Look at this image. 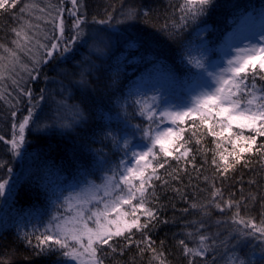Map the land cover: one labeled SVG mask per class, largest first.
Here are the masks:
<instances>
[{"label": "trees", "instance_id": "obj_1", "mask_svg": "<svg viewBox=\"0 0 264 264\" xmlns=\"http://www.w3.org/2000/svg\"><path fill=\"white\" fill-rule=\"evenodd\" d=\"M183 2L77 0L72 10L85 20L82 27L86 35L63 56L57 51L54 59L35 65L33 61L45 55L37 42L51 45L53 24L68 0H16L14 7L0 9V45L4 46L0 47V64L9 69L0 79V178L11 176L9 181L14 185L11 193L6 192L4 203L0 197V264H56L60 253L39 254L35 247L36 236L44 231L49 218L57 212L65 214L64 207H60L63 198L57 200L56 196H67L74 191L73 186L78 188L86 181L99 185L112 174L111 170L119 173L121 160L130 156L131 148L149 143L144 132L165 124L158 114L163 101L169 96L177 102L188 98V86L203 80L207 65L222 57L221 47L228 39L264 28V0H213L214 6L206 16L181 26ZM130 10H134L135 18L125 19ZM108 14L112 17L109 24L95 23L93 18L107 19ZM242 21L243 25L216 43L232 23ZM13 29L21 31L22 37L26 34L29 41L18 39ZM93 29L100 30L103 43L89 38ZM5 47L17 52L15 71H11L12 58ZM97 47L100 51L94 50ZM85 58L94 67L84 77L86 85H77L80 72L89 67L87 62L81 64ZM195 60H200L204 69L197 68ZM25 66L33 69L31 75L23 70ZM42 82L45 88L39 95ZM140 83L148 87L146 94L134 92ZM244 83L249 88L254 83L256 89H264V73L257 71L253 76L249 71ZM28 91L31 97L25 95ZM138 99H147L156 109L153 120L139 114V106L134 103ZM60 101L80 106L87 120L74 129L54 126L58 115L70 114L58 110ZM125 102L126 114L120 108ZM30 109L34 122L25 131V159L18 162L8 141ZM191 124L192 120L187 119L179 125L186 129L183 142L190 149L186 158L176 160L175 152L165 158L158 148L154 150L157 159L153 166L164 167H157L156 175L161 179L151 181L155 195L150 188L146 207L154 211L156 218L148 228L126 233L128 239L114 237L110 244L115 252L103 246L99 253L103 264H189V259L193 264H205V259L207 264H213V257L215 264H225L231 255L227 250L235 242L230 238L238 227L233 223L237 208L228 207L227 202H239L241 217L251 218L257 225L264 221V156L255 151L264 144V137H258L253 151L244 153L240 163L221 175V153L228 156L229 163H235L229 155L238 152V147L233 149L229 142L235 136H213L198 119L195 129ZM233 131L239 134L238 129ZM217 189L220 194L213 196ZM193 204L197 207L193 208ZM137 215L141 224L148 222L147 217ZM199 235L215 240L216 250L207 258L185 255L180 241L196 247Z\"/></svg>", "mask_w": 264, "mask_h": 264}, {"label": "snow or ice", "instance_id": "obj_2", "mask_svg": "<svg viewBox=\"0 0 264 264\" xmlns=\"http://www.w3.org/2000/svg\"><path fill=\"white\" fill-rule=\"evenodd\" d=\"M76 2L77 0H72L74 5ZM15 3L16 0H0V9H5L8 6L14 7ZM213 6V0H184L180 8L182 13L180 17L181 26H186L190 20L194 22L206 16ZM134 18V10H130L125 15V19ZM93 19L95 23L105 25L110 23L112 17L111 14H108L107 19ZM82 25H84V19L78 17L73 25L76 30L75 36L72 40L65 41L63 20L61 19L59 24L60 35L54 38L56 42L51 43L50 46L37 42L39 48L45 50V55L39 60H34V65L47 63L48 60L54 59V53L57 51L61 56L71 51L70 46L86 35L85 27H82ZM13 31L18 39L29 41L26 34L22 37L21 31L17 29H13ZM99 32L100 30L93 29L88 34L89 38L103 43L104 38L99 35ZM245 39L248 40V43L235 49V53L227 60L226 67L221 68L218 72L214 71L208 74L213 83L207 84L206 87H203L201 91L193 96L189 102L190 106H182L178 111L165 110L159 113L161 123L164 119H168L177 127L175 129L173 127L161 129L158 126L156 129L149 128L144 132L149 144L145 145L144 150L132 153L135 160L133 166H126L119 173L111 170L112 174L106 175L99 185L93 181H86L79 191L63 197V203L60 207H66L67 212L70 214L65 215L57 212L49 218L44 231L36 236L37 243L35 247L39 249V254L60 253L56 264H69L70 261L76 262V264H103V257L99 253L102 252L105 245L111 248L113 252L116 251V248L110 244L114 237L128 239L125 234L131 233L132 229L148 228L149 223L156 217L154 211L145 206L147 194L151 188L152 195H155L151 181L161 179L156 175L157 167H164V164L153 166V160L157 159V153L154 149L158 147L159 152L165 158L172 157L174 152L178 153L174 157L176 160L186 158L190 151V149L185 148L183 142V133L186 129L179 127V125L184 124L187 119L192 120L190 127L193 129L196 128V120L198 119L201 125L206 126L208 132L213 136L223 138L225 133H228L229 137L235 136L234 140H229L233 149L238 147V152L229 153L235 163H229L228 156L221 153L220 158L224 165L221 175H225L235 167V164L240 163L244 153L253 151L254 146L257 144V138L264 137V89H256L254 83L249 88L244 81L249 71L253 73V76L256 75L257 71L264 73V28L261 29L258 36L253 34ZM61 41L65 42L62 44ZM13 43L17 44L18 48L21 47L18 41H13ZM0 47L4 46L0 45ZM4 50L12 58L11 71H15V64L19 62L17 52L6 47ZM94 50L100 51L98 47ZM84 62H87L89 67L83 68L80 72L81 80L77 82V85H86L87 81L84 77L86 74L90 75L92 67H94L87 58L81 64ZM193 63L197 68L204 69L205 67L200 60H195ZM23 70L31 75L33 69H28L25 66ZM7 71H9L7 65L0 64V79L5 78L4 73ZM32 78L35 79V77ZM13 82L15 83V81ZM25 95L31 97V91L26 92ZM242 96H246L247 99H241ZM41 99H43V96ZM134 103L139 106L141 116H146L150 121L153 120L156 109L147 99H138ZM120 108L126 114L127 103L120 104ZM59 109H63L65 113L70 114L66 117L58 115L53 120V125L56 127L74 129L87 120L84 110L78 105L69 106L64 101H60L58 102ZM13 116H15V113H13ZM32 117L33 110L30 109L28 115L18 125V134L14 131L12 139L8 141L11 145V151L17 156L20 154V148L25 143V131L30 122H34ZM217 126L220 128L219 132L214 131ZM234 128L239 130V134L233 131ZM244 131L255 134L245 136L243 135ZM108 135L111 136V133ZM193 135H195V132H193ZM0 139H3V137H0ZM255 151L264 156V144L256 147ZM121 163L124 162L121 161ZM215 163L216 160L214 159L213 164ZM10 172L11 169H9ZM164 183H167V181H164ZM13 188L14 185L8 179L0 178V197L5 196L6 192L11 193ZM101 191L103 196L99 195ZM219 194L220 191L217 189L213 196ZM60 198L59 195L56 196L57 200H60ZM252 199L254 200L255 197L253 196ZM90 205L92 206L90 207ZM216 206L220 207L219 204ZM227 206L237 208L233 223L238 227L235 229V235L230 238L235 242L227 250L231 255L225 260V264H264V221L257 225L255 220L241 217L239 202L234 204L229 201ZM126 207L130 208L131 211H126ZM192 207L196 208L197 205L193 204ZM137 213L147 217L148 222L141 224L140 215H137ZM24 238L29 244L31 243L27 233L24 234ZM209 240H212V238L199 235L196 247L190 248L183 240L180 241V244L183 245L185 255L192 258H207L211 252L216 250L213 247L215 240H212L211 244H209ZM254 241H259V243H254ZM129 243H131L130 239ZM153 251L155 250L153 249ZM257 252H259L258 257ZM212 259L213 264H215L216 258L213 257ZM161 264H163V261H161ZM189 264H193L192 259H189ZM205 264H207L206 259Z\"/></svg>", "mask_w": 264, "mask_h": 264}, {"label": "rangeland", "instance_id": "obj_3", "mask_svg": "<svg viewBox=\"0 0 264 264\" xmlns=\"http://www.w3.org/2000/svg\"><path fill=\"white\" fill-rule=\"evenodd\" d=\"M72 3V0H68V3H67V7L68 9L64 12L66 5L63 6V7H60L61 8V12L59 14V16L56 18V21L54 22L53 24V27L55 29V34L54 36L52 37V43L53 42H56L54 40L55 37H58L60 35V32H59V24H60V20L62 19L63 20V26H64V38H65V41L67 40H72L73 37L75 36V29L73 28V25L76 21V19L78 18L73 10H72V7L74 4H71ZM64 12V15L63 17H61V14ZM85 22V20H84ZM83 26V25H82ZM67 27V28H66ZM67 32L69 33V37L67 35ZM260 33L259 30H256V31H252V32H243V33H240L236 36H233L231 37L230 39L227 40V43L225 45H223L221 47V55L222 57L218 60V59H214L212 60L206 67V71L204 72V78H203V81L200 82V83H196V84H191L188 86L187 88V93H188V98L185 97V98H182L181 101L177 102L173 97L169 96L167 97L159 111H158V114L162 111H165V110H171V111H178L180 110V108L182 106H185V105H189L190 106V100L193 96H195L199 91L202 90L203 87H206L207 84H211L213 83V81H211L210 77H209V73L211 72H218L220 71L221 68H224L227 66V60L231 58V56L235 53V49L237 47H243L244 44L248 43V40L245 39L246 37H251L253 34H256L258 36V34ZM65 41H61L60 43H64ZM42 85H43V90L41 91V93L39 95H42L43 94V91H44V88H45V83L42 82ZM134 92L136 94H146L148 92V87L146 85H143L140 83L139 86L137 87H134ZM259 94V93H258ZM165 120V124L164 125H161L159 126L161 129L165 128V127H173L174 129L177 127V125H174L171 123L170 120L168 119H164ZM157 128V127H156ZM155 128V129H156ZM17 134L18 132L15 131ZM149 143H143V144H136L134 145L132 148H131V154L128 158H125V159H122L121 161H123L124 163L122 164L121 163V171L123 170L124 167L126 166H133L135 164V160H134V157L132 156V153L133 152H140L141 150H144L145 149V145H148ZM158 148V147H157ZM23 145L22 147L20 148V154L17 156L15 155L16 157V160L18 162H21L22 159H25L23 157ZM155 150V149H154ZM131 162V163H129ZM153 163H154V160H153ZM15 164V163H14ZM18 176V174L14 177V181H15V178ZM10 177L6 178L9 180ZM103 181V180H102ZM138 183V181H137ZM83 186V185H82ZM78 187L77 186H73L72 187V190H74L73 192H77L81 189V187ZM71 192V193H73ZM69 195V194H68ZM67 195V196H68ZM103 196V195H101ZM61 198L64 197L63 194L60 195ZM6 201V196H3L1 197V203H4ZM61 203H63V200L61 201ZM95 204V202H94ZM92 205H90L91 207ZM97 206H101V205H97ZM146 206V205H145ZM127 211H131L130 208H127ZM64 213L67 215V214H70L67 212V209L66 207H64ZM69 264H76V262H69Z\"/></svg>", "mask_w": 264, "mask_h": 264}, {"label": "bare ground", "instance_id": "obj_4", "mask_svg": "<svg viewBox=\"0 0 264 264\" xmlns=\"http://www.w3.org/2000/svg\"><path fill=\"white\" fill-rule=\"evenodd\" d=\"M243 24H244L243 21L238 23V24L232 23L230 28L219 39L216 40V43L221 41L225 37H227L235 28H237L238 26L243 25Z\"/></svg>", "mask_w": 264, "mask_h": 264}]
</instances>
